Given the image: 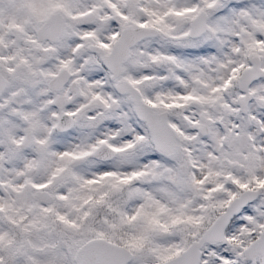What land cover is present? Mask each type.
Listing matches in <instances>:
<instances>
[{
    "label": "snow or ice",
    "instance_id": "1",
    "mask_svg": "<svg viewBox=\"0 0 264 264\" xmlns=\"http://www.w3.org/2000/svg\"><path fill=\"white\" fill-rule=\"evenodd\" d=\"M0 264H264V0H0Z\"/></svg>",
    "mask_w": 264,
    "mask_h": 264
}]
</instances>
